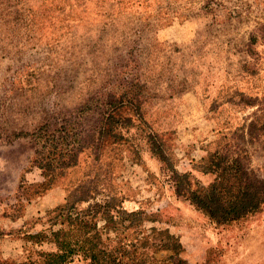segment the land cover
Here are the masks:
<instances>
[{"label":"rangeland","instance_id":"1","mask_svg":"<svg viewBox=\"0 0 264 264\" xmlns=\"http://www.w3.org/2000/svg\"><path fill=\"white\" fill-rule=\"evenodd\" d=\"M112 99L124 101L122 138L98 163L87 148L49 178L37 155L76 127L95 129ZM150 134L170 164L153 154ZM217 152L227 162L206 173ZM240 153L262 177L264 0H0V263L55 252L31 235L66 233L53 211L100 173L99 199L143 213L102 233L134 263L264 264V212L220 225L188 197L230 186L229 159Z\"/></svg>","mask_w":264,"mask_h":264},{"label":"trees","instance_id":"2","mask_svg":"<svg viewBox=\"0 0 264 264\" xmlns=\"http://www.w3.org/2000/svg\"><path fill=\"white\" fill-rule=\"evenodd\" d=\"M123 105L122 99L107 101L104 107L109 108L104 111L103 120L95 129L79 131V127H76L63 136L54 137L56 142L49 144L48 153H39L35 162L51 179L59 172L76 166L80 155L87 148L92 150L94 161L98 163L105 144L122 138L121 130L125 121L120 115V109ZM90 107L89 103L81 111L91 112ZM149 143L153 154L162 162L170 164L165 144L159 136L150 134ZM242 157L240 153L239 156L229 159L234 169V182L230 186L220 188L218 184L213 183L207 187L188 189L190 202L217 224L228 225L264 212V175L261 177L254 171H249L243 165ZM206 161L204 171L217 173L227 162V158L217 152L211 154ZM99 178L100 173L95 175V178L88 177L69 194L65 204L53 211L56 219H61L62 224H68L69 230L66 233L52 232L51 237H47L45 232L31 235V238L48 239L47 241L56 246V251L42 253V261L38 263L26 264H70L76 258L85 264H139L128 257L124 247L118 245L110 248L103 241L102 233L117 231L126 222H129L131 227L138 221L141 222L143 213L123 210L112 197L99 199ZM81 204H87V207L80 210ZM100 221L104 222L103 227H99ZM148 239L149 237L143 240L148 243Z\"/></svg>","mask_w":264,"mask_h":264}]
</instances>
